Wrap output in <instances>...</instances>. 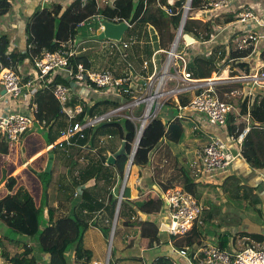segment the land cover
<instances>
[{"label":"trees","instance_id":"1","mask_svg":"<svg viewBox=\"0 0 264 264\" xmlns=\"http://www.w3.org/2000/svg\"><path fill=\"white\" fill-rule=\"evenodd\" d=\"M184 2L185 0H175L174 3L171 4L169 3V0H114L111 5H113L115 8H123L126 6L128 8V14L125 12L123 17H125V19H127L128 23L130 24L128 28L133 29V32L139 33L142 32L148 24H152L158 29L162 28L166 14L158 7V3L171 6L174 11V15L170 16L169 23L166 25V27H169V32L172 36L175 28L179 24ZM201 2L202 0H191V9L200 7ZM11 3L12 0H0V16H3L9 12L11 9ZM103 11L104 10L97 5L96 0H72L63 10H61L59 7H57V9L55 7L53 9L49 7H37L28 17L26 24L27 45L29 44L30 47L26 49L25 52L19 53L18 60H22V55L33 56L41 55L43 51H55L61 46L62 43L67 42L72 37L77 38L78 36H88L95 34L96 29L88 28V32H80L79 28L86 25L87 21H94L97 16L103 14ZM194 15L195 14H192V11L189 12V16ZM229 16L230 17L228 18L227 16H219L217 18L225 17L227 18L225 21L233 20L232 15ZM81 22L82 24H80ZM94 22L96 23L97 21ZM214 23L215 19L213 22H211V20L202 22L200 20L189 18L186 20L183 30L185 33H192L196 35L198 34L197 31L199 29L200 31L204 30L206 31V35L203 38L208 39L214 31ZM171 27L172 30H170ZM162 43L163 42L161 40V44ZM9 44L10 39L8 35L4 33L0 34V64L2 65H13L15 63L14 56L18 55V53L8 51ZM125 50L123 52H125ZM249 52V49L237 50L230 52L229 56L232 58H242L247 56ZM220 58H223V55ZM216 60L218 59L215 56L213 58L211 55H196L188 64V69L192 72L194 78H207L211 76L212 72H218L224 67L223 65L225 62L219 65ZM71 62H83L85 66H90L89 60L85 56L75 55L74 58L70 59V63ZM243 65L244 64L241 62L236 66L237 68L241 69L243 68ZM112 71L115 73V69H112ZM232 71L233 72L231 75H237L235 70ZM56 84L67 85V81L62 75H57L48 82L49 88L46 91L41 92L36 98L39 106L37 119L43 123V126L49 128L54 126L55 130L53 131L50 129L48 131L47 139H44L42 135H38L32 141H29L25 156H28L30 152H33L40 147L52 143L55 138L62 134V132L66 131L67 129H72L76 123L81 125L86 122V108H84L81 113L76 114L71 122L67 123L65 121L60 110V105L52 94V89ZM239 87H241V83L239 82L231 84L220 83L215 86V89L220 99L228 100L225 92L230 94ZM123 96V102L128 101V95L125 94ZM122 97H120L118 103H110V100H106L104 101V104L108 106L110 103L109 105L115 104L118 106L123 103L121 102ZM180 99L182 103L187 101L183 97ZM257 100V97L250 98L249 101L247 97H239L237 100V112L230 113L227 120V128L230 130V132H234L235 135H238L240 132H242L243 128L245 127L243 120L246 116V109L248 106L252 121L257 122H252L250 124L249 130L245 133L242 139L241 155L250 167L264 171V133L263 130L259 128V125L264 122V109L262 108L264 103L262 100ZM100 102L101 101L95 102V106L100 105ZM77 103L83 104L84 102L77 95L71 93L70 90V96L66 102L67 106L73 107ZM93 112L94 111H92V113ZM63 120L66 122V124L62 123ZM136 127L137 123L123 118L111 121H103L93 126H85L81 130V134L83 135L82 137L79 136L78 133L70 136L71 141L73 140V142H75L74 144L77 142L81 144L84 143L89 149L98 150L103 149L105 146H97L96 138L100 135H103L105 131H108V135L111 136V132L114 131L118 135L120 144L123 143L124 145V153L117 156L114 164H107L106 161L108 155H102L98 159H95L87 167L74 170L76 167L74 166L76 164V160H72L68 164L66 173L57 174L55 172L56 169L50 166V163L47 162L49 157L47 159L42 156L38 161L33 162L32 166L37 165L40 170L39 172L33 171L35 176L39 179L41 186L40 201L36 207H33L28 202H20L19 200L14 199L10 194L0 195V218L5 222L10 232L6 235V238L9 240L21 241L19 239H14L12 236L22 235L29 237V239L35 243L33 246H29L28 244L24 243L23 250L9 258L10 264H36L38 258L35 252L38 251L43 253L49 249L54 250L52 257H54L56 264H69V256L67 254L69 250H74V257L77 263L92 264L91 261L94 260V250L87 246L86 239L93 226H96L97 221L92 223L91 218L88 219L87 216L81 213V210H75V208L70 214L55 217L54 207L47 208L46 220L44 218V207L47 204V188L52 181H57L58 190L60 193L58 195V200H61L62 196L66 200H69V198L73 196L75 192H77L80 193V197L76 204H82L84 202L99 203L98 198H95L96 193L94 192L96 191H88L84 185L89 183V186L87 187L92 186V188H94L97 186V181L101 176H111L109 172L110 168L116 171V174L120 180L122 179L124 175V168L128 160V155L132 148L131 143L136 138ZM183 136V127L180 119H172L168 124L164 123L159 117L152 120L144 128L141 134L131 163L130 172L133 168L139 169L140 167H145L146 165L150 164L149 162L151 161V152L156 150L158 153L160 150V159H157L155 165V177L159 181L164 182L166 186L179 184L184 190L191 193L198 200L200 199L201 195L199 192V187H201L202 184H200V182H196V175L190 173L189 169L183 166L181 158L179 157L180 153L174 152L175 145L181 143ZM0 142H2L0 143V152L4 150V147L13 146V144H8L7 142ZM57 145L64 146L66 150L69 148L68 151L71 149V147L75 146L70 145L67 147L66 142H62ZM48 146L50 145L45 146L44 149H46ZM43 150L39 149L35 151L22 165L38 157L43 152ZM111 151L112 153L115 152L113 149ZM66 157L67 156L65 153L61 159L64 160ZM4 176L5 172H3L1 178ZM2 183L4 184L1 187L6 185L5 180L2 181L0 185ZM114 185L117 187L116 184ZM166 186L164 188H166ZM115 187H113V190L110 188L107 193L109 200L114 203L116 202V197H114L113 194ZM219 188L222 194L227 193L232 200L238 203L242 202L244 204V208L248 211L261 214V199L257 193V188L255 186L243 183L241 178L236 174H229L226 176L219 185ZM125 191L126 188L124 189V193ZM124 193L123 196L125 197ZM140 193L141 190H139L138 194ZM207 202L210 204V200ZM134 204L138 209H142L144 206L145 209L148 210L155 209V201L151 198L143 200L142 203L135 202ZM123 205L126 207H123ZM134 212L136 213V209L130 205L129 201L123 199L120 204L118 217H121L124 214V217H127L128 215V218L122 221L121 226H117V222L114 229V234L116 232L117 235L120 236V239L122 238V241L125 239V237L127 240V236L125 234H127L130 227L139 225L137 220L130 221L131 213ZM212 215V211H210L209 216H206L205 214L200 220V222H202L201 224L200 222L196 221L193 226L183 234L169 235L166 242L170 243L174 249L188 247L189 252L204 246L205 240L215 234V231L212 229L214 225L210 220ZM143 223L145 224L150 222L144 221L140 224L142 225ZM152 225L153 226H151L149 229V246H153L161 242L158 236L160 226L156 225L155 223ZM109 227L110 226L105 225L102 229L105 237H107L109 233ZM1 247L2 242L0 239V248ZM123 247L124 245L122 248ZM219 248L223 249L222 247ZM1 256H3V253L0 252V257ZM128 260L129 259L126 258L115 259L111 251L109 264H115V262H127ZM151 264L174 263L171 257L160 255L156 257Z\"/></svg>","mask_w":264,"mask_h":264},{"label":"built area","instance_id":"2","mask_svg":"<svg viewBox=\"0 0 264 264\" xmlns=\"http://www.w3.org/2000/svg\"><path fill=\"white\" fill-rule=\"evenodd\" d=\"M174 1L169 0V3L173 4ZM242 1L246 0H202L199 7L201 9L200 13L189 16L191 0H186L182 6L181 16L185 15L182 29H179L178 24L176 34L168 49L157 48L149 59L143 61V69L146 71L150 69V72L142 81H138L139 77L136 81L133 79L131 65H128V72L125 75L115 76L107 69L93 70L85 66L83 62L70 63V59L76 55L75 49L72 47L74 39L62 43L55 51H43L41 55L33 56L22 55L21 57L24 59L27 58L28 69H22L23 58L19 61L18 53L17 56H14L15 63L13 65L0 64V139L20 143L36 127H43V123L37 119L39 106L36 98L41 92L49 88L48 82L51 79L57 75H62L67 81V85L56 84L52 89V94L58 101L61 113L67 123L71 122L76 114L81 113L86 104L77 103L73 107L67 106L70 86L74 83L83 84L95 91L102 90L116 97L127 94L130 99L103 114H94L90 117L86 115L84 124L79 125L76 123L72 129H67V132L76 131L75 133L82 137L81 130L85 126H93L103 121L114 120L115 117L120 116L122 110L130 109L132 111L136 106L144 103L142 114L137 120V133L132 146L135 147L137 138L142 134L145 126L155 118L163 119L164 116L160 115L162 110L165 108L166 103L172 102L177 110L175 118L184 119L200 116L205 120L206 130L207 127H215L224 131L225 136H209L197 161L205 173L226 170L234 160L235 155L241 153L243 134L250 128V123H247L238 135L228 130V117L230 113L237 112V101L233 102L230 96L241 93L238 89L234 90L229 95L225 94L228 100H223L220 99L215 89L217 82L220 80L241 82V75L231 74L232 70L237 68L236 65L241 63L244 57L232 58L229 53L246 49L250 50L247 56L253 52L256 53L258 55V65H256L255 72L250 74L248 78L253 85H264V13L257 16V13L253 12L255 8L253 6L241 11ZM158 7L166 15H174L171 6L158 3ZM256 11L258 12V9ZM231 14H236V17L227 23L230 35L226 41L222 42L223 45H218L217 48L213 44L214 35L211 34L208 39H204L203 37L206 35L204 30L199 31L197 35L185 33L183 30L185 22L189 18L207 22L213 18ZM250 22L257 25L259 31L247 30L246 24ZM242 26L246 30L245 33L241 34ZM151 33L152 36H155V40H158L157 33L155 31ZM184 34H188L192 37V40L187 41ZM110 43L111 46L121 50L116 41L110 40ZM121 43L123 48L121 51L123 52L128 48L129 42L121 40ZM196 44L201 45L200 49H191V46ZM29 47V44L26 45L22 52H25ZM212 49H214L213 52ZM159 53H166L163 64L160 63V59L157 57ZM196 55H211L217 57L221 61L220 64L225 62L224 65L225 68H228L230 78L220 79V76L216 75L215 72H212L211 76L207 78H194L192 72L188 69V64ZM222 55L223 58H220ZM230 63L235 65L232 67ZM173 81L176 82V85L170 88L168 83ZM193 90H196L197 93L189 96L188 100L182 103L179 96L191 93ZM85 99L88 101V104H86L88 107L95 105L89 98ZM126 118L133 121L136 117L126 115ZM259 128L264 133V122L259 125ZM63 133L66 134V132ZM108 137L111 136L108 135ZM233 151H235V154ZM113 187L115 185L110 188L113 190ZM159 188L158 191L149 188L144 189H147L148 192H154L161 200V214L163 216L159 214L158 216L151 218L148 216L142 219L137 215H132L131 220H137L140 223L146 220L153 223L156 221L158 224L162 221L169 235L185 233L198 220L201 212L200 203L181 186ZM123 193L124 187L118 189L116 194L118 214L121 201L125 199ZM176 252L185 257L187 264H264V247L257 245H248L240 250H230L209 244L200 247L197 251L189 252L188 247H185L176 249ZM173 263L177 264L175 261ZM92 264L99 263L94 261ZM103 264H108V262L105 261Z\"/></svg>","mask_w":264,"mask_h":264},{"label":"crops","instance_id":"3","mask_svg":"<svg viewBox=\"0 0 264 264\" xmlns=\"http://www.w3.org/2000/svg\"><path fill=\"white\" fill-rule=\"evenodd\" d=\"M72 0H12L11 3V9L9 12H7L5 15L0 16V34L5 33L8 35L10 39V44L8 51L9 52H16L20 49L23 48L22 51H24L26 45H27V33H26V24L28 21V17L33 13V11L37 7H49L53 9L55 6L59 7L61 10H63ZM136 1V0H134ZM97 5L102 9V3L108 2V3H113L114 0H96ZM243 6V7H242ZM255 7L253 12L257 13V16H261L262 13H264V0H246L241 2V11H243L245 8L248 7ZM57 7H55L57 9ZM258 9V12L256 11ZM103 14H100L98 17L102 16L104 20H112V21H120V20H127L125 19L124 16V11H114L112 13H105L104 11L102 12ZM232 15V19H235L236 14ZM263 15V14H262ZM230 17L229 15H225ZM227 18H213L211 22L214 21V31L212 35H214L213 39V44L215 45V48L218 47V45H223L222 42L226 41L228 39V36L230 35V31L228 28V22L225 21ZM98 21V18L96 17V20ZM231 22V20H230ZM148 26H151L149 24ZM243 26L241 27V34L245 33V30H250V31H259V27L257 25H253L251 22L246 24V29L242 30ZM148 37H150V33L148 34ZM76 37H72V39L75 40ZM158 40H156L157 42ZM128 42V41H126ZM143 41L140 39L134 42V51H139L142 46ZM110 43V40H109ZM151 41H149V44ZM111 44V43H110ZM140 45V46H137ZM145 45V43H144ZM130 47V43H129ZM128 47V48H129ZM127 48V49H128ZM157 48L161 47H151L150 46V54L149 58L151 57L152 53L154 50ZM144 52H148L146 48L142 49ZM160 54V53H159ZM158 55V54H157ZM149 58H143L141 62V66L144 60H147ZM27 58H23L22 61V69H28V64L26 62ZM89 63L92 65V61L90 59ZM241 62L244 64L243 68H235V71L237 75H241V87L238 88L239 92L241 94H235L234 96L230 97H235L236 101L238 100L239 97H247L248 101L250 98H255L257 97L258 100H262L264 103V85H253L248 78L250 74L255 72L256 70V65H258V55L256 53H251L249 56L244 57ZM115 64L112 66L114 67ZM220 65V63H219ZM223 69L220 71H214L215 74L220 76V79H226L230 78L229 76L230 73L228 72V68H225L226 66L223 65ZM90 67V66H89ZM233 67V66H232ZM115 76H121L125 75L128 72V67L126 69H123L121 67H118L115 65ZM117 69L121 70V73L118 75L117 74ZM143 69V67H142ZM144 70V69H143ZM145 73L139 72V80L142 81L144 77L150 72V69L147 71L144 70ZM131 73L132 75L136 74V71L133 67H131ZM243 73V74H242ZM113 74V73H112ZM114 75V74H113ZM215 75V76H216ZM218 84L220 83H226V84H231L235 82H231L230 80H220L217 82ZM169 84V83H168ZM176 82L173 81L169 85V87L175 86ZM71 93L77 95L84 104H88V101L85 98H89L91 102H100V105L98 106H91L88 107V105L85 104L86 108V115L87 116H92V114H103L107 110L106 108L109 106L111 102L113 103H118L120 100V97H116L114 95L108 94L101 91H95L92 90L88 87H85L83 84H78L74 83L70 86ZM251 93V95H250ZM188 94V93H186ZM183 94V95H186ZM225 94L229 95L228 92H225ZM182 96V95H181ZM181 96H179L181 98ZM98 101H94L98 99ZM189 96L186 95L184 99L188 100ZM110 100V103L107 105L104 104V101ZM124 98H121V102H123ZM257 100V101H258ZM264 109V105L262 106ZM261 108V110H262ZM92 111H94L92 113ZM259 112V111H257ZM177 114V110L172 102H168V105L165 106V108L161 112V116H164L162 121L164 123H169L173 118H175V115ZM181 124L183 127V139L180 144L175 145L174 148H177V150L180 148L181 150L186 151L187 153H190L191 151L194 150L195 147H190V149L186 148L188 145L186 143H183L186 141V138L191 135H198L200 136L199 138L201 139H206V141L203 142L201 147L207 142L209 139L210 135H220V136H225L224 132L222 131L221 128H215V127H207V130L205 129V120L203 117L200 116H193V117H187L184 119H180ZM245 123V126L247 123H256L257 121H252L250 113H249V108L247 106L246 109V116L243 120ZM260 122V121H258ZM190 125V128L188 127ZM195 127V128H194ZM55 130L53 127L49 128L46 126L43 127H36L31 133L27 134L24 139L17 144L22 146V160L20 164L17 166H9L8 162L5 159V155L0 152V183L2 181H6V185L1 187L4 183L0 185V195H5V194H10L14 199L19 200L22 203H29L33 207H36V205L39 204L40 201V193H41V186L40 183L37 186H33L31 184V178L32 176H35V174L32 172L33 168L36 171H40L39 167L37 165L32 166L33 162L38 161L42 156L48 159V163H50V166L53 167V164L56 165V173L57 174H64L66 173L68 169V161L67 162H62L61 157L64 155V151H62V154L59 155V160L60 161H54V154H51V151L56 149L58 146L57 144H60L62 142H66V146L70 145H75L71 149V157L75 156L78 158L81 156L82 152L86 149L85 147L86 144H81L77 142L71 141V135H73L76 131H69L66 132L67 134L63 133V136H58L55 138V140L52 143H49L47 145H50L46 149H44L45 146L40 147L33 152H30L28 156H25V152L27 150V144L29 141H32L35 139L38 135H41L43 131H49V130ZM41 131V133H40ZM247 132V131H246ZM245 132V133H246ZM196 133V134H194ZM243 134V137L245 135ZM60 137V138H59ZM56 139H60L59 141H56ZM0 141H3L0 139ZM3 142H9L4 140ZM189 142H191L189 140ZM10 144H13L11 142ZM109 147H104L105 152L102 153V155H110L112 154V149L116 150L118 149L121 144L113 139L108 143ZM101 146V145H98ZM199 147V146H198ZM7 147H4V149ZM39 149H44L43 152L36 158L28 161L25 163L23 166L22 164L29 159V157L37 150ZM29 150V148H28ZM58 150V149H57ZM90 150V149H89ZM92 151H95L94 149ZM181 153V151H180ZM200 151L197 153V158L196 157H191L190 159L193 158V160H189L187 163V166L189 168L190 173H192L193 168L191 167L192 163L199 157ZM56 162V163H55ZM182 162V161H181ZM60 163L65 164V167L61 166ZM107 163V162H106ZM183 163V162H182ZM185 163H183V166ZM19 166L20 167L19 171L17 173L13 172L15 171ZM198 168L196 169L197 172L195 173L196 182H200L202 184L201 186V195L200 199H198V202L201 205V212L198 218V222H200L201 218L206 214V216H209L210 211H212L213 215L210 218L211 222L213 223L214 227L212 229L215 231L210 238L205 240V245H214L217 247H222L230 250H240L243 249L244 247L248 245H257L260 247H264V171L255 169L250 167L241 153H237L235 155L234 160L231 162L229 167L224 170V171H216V172H211V173H205L202 170V167L197 165ZM140 173L135 176V184H136V189L134 190V194L132 198L131 196L125 197L126 201L130 202V205L136 209V213H132V215H137L138 217L142 218L145 217L147 218L148 216L154 217L158 216L159 213H162V208L158 212L154 210H151L150 212L145 210V206L142 207V209L136 208L135 204L132 202L135 199H142L143 196H141V193H139V190L143 188H149L151 190L158 191L160 188L155 182V178L153 175V168L150 165L145 166L144 168L141 167L139 168ZM5 172V176L1 178V175ZM13 173V174H12ZM229 174H236L239 176L242 180L243 183H246L251 186H255L257 188V193L261 199V214H258L256 212L248 211L247 209L244 208V204L238 203L234 200H232L227 193L222 194L221 190L219 188V185L222 183L224 178L228 176ZM36 178V177H35ZM29 180V181H28ZM117 181V180H116ZM87 184V183H86ZM89 185V183L87 184ZM35 190V191H34ZM96 193V192H94ZM59 190H58V183L57 181H52L48 188H47V204L44 207V218L47 220V214L46 210L48 207H54L55 208V217H60L65 214H70L73 209L75 210H81L82 214L87 213L88 211L84 209L85 205H93L94 202H84V203H77V200L79 198H75L76 192L74 193L73 196L69 198V200H66L63 196L61 200H58V195H59ZM96 195V194H95ZM152 198V197H151ZM208 200H210V204H208ZM97 204V209L98 213L97 215H87V218H91L92 223L96 222L97 217H100V212H101V201L99 200V203ZM107 204V203H106ZM105 204V205H106ZM94 206V205H93ZM96 208V207H95ZM144 209V210H143ZM86 211V212H85ZM158 213V214H157ZM102 215V214H101ZM94 219V220H93ZM105 219V218H104ZM134 221V220H130ZM149 221V220H148ZM101 222V220H99ZM102 221L101 223H103ZM156 225L160 226V231L158 232V236L160 238V243L155 244L153 246H149L148 241L149 237L141 239L140 231L142 229V225H134L130 227L129 231L127 234V240L123 239V241L126 243L124 247L122 248L121 246L118 247V252L116 253V256L114 258H126L129 259L127 262H120L115 264H151L153 260L160 256H169L172 258L173 261H175L177 264H187V261L185 257L181 256L176 252V249H174L170 243L166 242L168 240L169 234L166 232L165 228H162L161 226L163 225L162 221L160 224H158L156 221H154ZM202 222H200L201 224ZM105 225V224H104ZM96 228V227H93ZM96 231V229H95ZM93 231L91 230L89 235L87 236V246H89L92 250L93 249V244L95 241L98 242L99 247H103V243L105 242V238L103 235L98 232V231ZM98 232V233H97ZM10 233L7 225L5 222L0 218V239L2 242V247L0 248V252L3 253V256L0 257V264H10L9 258H11L14 254L20 253L23 250L24 243L28 244L29 246H33L35 243L34 241H31L29 237L22 236V235H13L12 237L14 239H19L21 241H14V240H9L6 238V235ZM130 236V238H129ZM99 237V238H98ZM139 239V240H138ZM142 241V242H141ZM200 248V247H199ZM198 248V249H199ZM198 249H194L193 251H197ZM102 253V248H100ZM54 253L53 249H49L48 251H44L43 253H40L38 251L35 252L37 255V263L36 264H56L54 257H52ZM69 256V264H79L76 262L75 257H74V250H69L67 252ZM111 256V255H110ZM94 260L91 261L93 263L94 261L98 262L99 264L105 263L103 258L97 257L95 254H93ZM108 257V255H107Z\"/></svg>","mask_w":264,"mask_h":264},{"label":"rangeland","instance_id":"4","mask_svg":"<svg viewBox=\"0 0 264 264\" xmlns=\"http://www.w3.org/2000/svg\"><path fill=\"white\" fill-rule=\"evenodd\" d=\"M111 4L112 3H108V2H105V3L103 2L102 3V7H103L102 9L105 11V13H112L114 11H124V12H126V14H128V8L126 6L123 7V8H115ZM43 7H46V6H43ZM55 7H57V6H55ZM191 11H192V14H199L201 9H199V7H198V8H193V9L189 10V12H191ZM97 18H98V21L96 23L94 22L96 20V18L94 19V21L93 20L87 21L86 25H84L81 28H79L80 29L79 31L80 32L81 31L88 32L87 31L88 28L97 29L98 22L104 20V18L102 16H100V17L97 16ZM169 18H170V16H168V15L165 16L164 24H163L162 28H160V29H158L156 26H153L152 24H151V26H148L149 25L148 24L144 28V30L142 32H140V33L139 32H133V29H130V28L126 29L124 34H123V36H122V40L128 41L130 43V47L128 49H126L125 52H122L121 50H118L117 48L111 46V44L109 43V39H89L88 38V39L80 40V41H76V39H75L73 44H72V47L75 49L76 55L85 56V57H87L88 59H90L92 61V65H90V68L93 69V70L94 69L98 70V69L104 68V69L109 70L111 73H113L115 75V73L112 71V69L115 68V65H117L118 67H121L123 69H126L128 64H131V67H133L135 69V71H136V74L133 75L134 76L133 79L136 81V79L139 76V74H138L139 72L145 73L144 70L142 69L141 62H142L143 58H149V53L151 51L150 46L151 47H155V48L156 47L167 48V49L169 48V46H170V44L172 42V39L174 38V36L176 34V31H177V28H178V25H177V27L175 28L174 33L172 35L173 36V38H172V36L170 35V32H169V27H166V25L169 23ZM170 30H172V27L170 28ZM152 31H155L157 33V35H158V41L157 42L155 40V36H152V33H151ZM199 31H200V29L197 31V33ZM149 33L151 34L150 35L151 39L148 37ZM88 36H90V35H88ZM137 39H140L143 42L141 44L142 46L137 44V46L141 47L139 49V51H134V49H133L134 46L133 45H134V42ZM161 40L163 42L162 44H161ZM149 41H151L150 44H149ZM164 42H166V43H164ZM144 43H145V45H144ZM167 45H168V47H167ZM205 46L207 47L208 45H205ZM200 47H201V45L199 46V45L196 44V45L191 46V49L198 50V49H200ZM144 48H146L148 52H144L142 50ZM22 50H23V48L18 50V51H16L15 53H21ZM213 51H214V49H212V52ZM157 57H158V59H160V63L163 64L165 62L166 53H160V54L157 55ZM212 57L214 58V56H212ZM216 61H217V63L221 62V61H219V59L216 60ZM113 64H115L114 67L112 66ZM230 64H231V66H234L233 63H230ZM116 71H117L118 75L121 73V70H119V69H117ZM171 83H173V82H169L168 86ZM196 93H197V91L193 90L191 93H188L186 95L193 96ZM186 95H182V96L180 95V96L185 98ZM136 96H138V94H136ZM98 100H99V98L94 100V101H98ZM128 100H130V99H128ZM232 100L234 102L236 100V98L232 97ZM166 105H168V103H166ZM116 106L117 105H115V104H111V105H109L106 108V110L108 111V110H110V109H112V108H114ZM143 108H144V103H141L139 106H136L132 111H130V109H124V110L121 111L120 116L119 117H115L114 120L126 118V115H133L134 117H136V118H134L133 121L138 123L137 120H138V117L141 116ZM62 123L66 124V122H64V120L62 121ZM52 127L55 128L54 126H52ZM188 127L190 128V125ZM67 131H64V132H67ZM109 131H112V130H109ZM40 133H41V131H40ZM108 133H109L108 131H105L103 135H100L99 137L96 138L97 146L101 145V146L109 147L108 143L111 140H113V139L117 140L120 143V140L118 139L117 133L112 131L111 132V134H112L111 137H108ZM194 134H196V133H194ZM41 135L43 136L44 139H47L48 138V136H47L48 135V131H43V133ZM60 136H63V135H60ZM213 136H216V135H213ZM199 137L200 136H198L197 134L196 135H191V136H188V138H186L185 142H183V143H186L188 145V147H186L188 149H190V147H195L194 150L191 151L190 153H187L186 151L181 150L180 148L178 150H177V148H175V150H174V152H178V153H180V151H181V153L179 154V157L181 158V161L183 163H185L184 167H186L187 169H189L188 166H187V163L189 162V160L190 161L193 160L194 157L197 158L196 155H197L198 151L201 152L202 147H203V146L201 147L200 145H202L203 142L206 141L205 138L201 139ZM59 140L60 139H56V141H59ZM189 140L191 142H189ZM134 142H135V139L131 143L132 146H133ZM0 143H2V142H0ZM7 143L10 144L11 142L9 141ZM5 145H7V144H5ZM72 148L73 147H71V149ZM85 148L86 149L82 152L81 156L76 158V164L74 165L76 167L74 168V170H79V169H82L84 167H87L95 159H98L99 157H101L102 156L101 153L105 152L104 148L103 149H98V150H95V151H92L93 149L89 150L88 146L85 147ZM68 149L66 150L64 146H57L55 150L51 151L50 155L52 156V154H54L53 155L54 156V159H53L54 161H60L58 152L61 155L62 151H64L66 153L67 157L64 160H61V161L64 162V163L68 161V164H69L70 161L75 160V156L71 157V149L69 151H68ZM21 151H22V146L18 145L17 143H13V146H8L7 148H5L2 151V153L5 155V159L8 162L9 166H12V165L13 166H17L18 164H20V162H21V160L23 158L22 154H21ZM160 155H161L160 150H159L158 153H157L156 150H153L151 152V157H150L151 161L149 162L150 164H148V165H150L153 168L152 172H153V175H154V178H155V182H157L156 184L158 185V187H165L166 184L164 182L159 181L155 177V174H156V166L155 165H156L157 159H160L159 158ZM128 157H129V155H128ZM191 157H193V158L190 159ZM60 165L65 167V164L60 163ZM72 165H73V163H72ZM192 165H193V166H191L193 168L192 174L195 175V173L197 172L196 169L198 168L197 159L195 160L194 164H192ZM22 166H19L14 172L17 173L19 171L20 167H22ZM53 168L56 169V165L55 164H53ZM140 169H141V167H140ZM33 171L39 172V171H36L34 168H33L32 172ZM109 172H110L111 176H109V177H107L105 175L101 176L98 179V181H97V186H95L94 188H92V186L91 187H87V186H89V185H87L88 183L84 185V187H86V190L92 191V192L94 190L96 191L95 198L96 199L98 198V200L101 201V208H103V209H101L100 217L98 216L97 219H96V221H97L96 222V226H95L96 228H92V230L95 231V229H96V231L100 232L103 235V237L105 238V242L103 243V247H99L97 241H95L92 244H93L94 254L97 257L101 258V259L103 258L104 262L107 259V255H108L109 259H110L111 251H112L113 255L116 256V253L118 252V247L119 246L122 247L123 245H126V243L124 241H122V238L120 239V236L117 235L116 232L114 234V231H113L111 246H110V250H109V239H110V236H111L110 232H111V229H112V225H114V227H115V225L118 222L117 226H121L122 221H124V220H126L128 218V215H127V217H124V214H123L121 217H117V220L113 221L114 213H115V207H116V205H115L116 202L114 203V202L110 201L109 200V196H108L107 193L110 190V187H112L114 184H116V185H118L117 189H119V190L121 188H123V187H124V189L126 188V191L124 193L125 197L131 196L130 198H132V196L134 194V190L136 189L135 176H137L140 173V170L138 168H133L131 172L129 171V174H128V177L126 179V182H123V177H122L121 180L118 178V176L116 174V171L114 169L110 168ZM74 174H75V172H74ZM35 177L36 176H32V178H31L32 179L31 180V184L33 186L39 185V179L37 177L36 178ZM174 186H180V185L179 184H174V185H167L166 187L170 188V187H174ZM199 188H200L199 192L201 193V187H199ZM146 190L147 189L143 188L142 192H141V196H143L142 197L143 200L152 197L151 199H153L155 201V211L159 213V211L162 208L161 200L158 199L157 195L154 192H148ZM114 192H115V190L113 191V194H114V197H115V193ZM76 197L79 198L80 197V193L76 192L75 198ZM143 200L142 199H135L132 202H134V203L135 202H138V203L141 202L142 203ZM93 205H89L88 204V205L84 206V209H86L88 211L85 214H87L89 216L92 215V214L94 216L97 215V213H98L97 206L98 205L95 204V203H93ZM123 207H126V206L123 205ZM145 210H147L149 212L151 211L150 209L149 210L145 209ZM85 214H83V215H85ZM159 214L161 216H163L161 214V212ZM131 216H132V213H131ZM131 216H130V220H131ZM99 220H101V222L104 221L103 223L105 225L110 226L109 227V233H108L107 237L104 236L103 230H102L105 225L102 224L101 222H99ZM149 222L150 223H145V224L143 223L142 224L143 227H142V229L140 231L141 239L149 237V231H150L149 229L151 228V226H153L152 224H154L151 221H149ZM114 227H113V229H115ZM129 238H130V236H129ZM125 239H126V237H125ZM87 242L89 243V241H87ZM100 248H102V253H98V252H101Z\"/></svg>","mask_w":264,"mask_h":264},{"label":"water","instance_id":"5","mask_svg":"<svg viewBox=\"0 0 264 264\" xmlns=\"http://www.w3.org/2000/svg\"><path fill=\"white\" fill-rule=\"evenodd\" d=\"M184 16H181L180 22H179V29L181 30L183 27V23H184ZM129 27V24L127 21L125 20H120V21H112V20H102L100 22H98V26L96 29L95 34L90 35V36H78L76 38V41H80V40H85V39H109V40H114L118 43L119 48L121 50H123L122 48V36L125 32V30ZM184 37L187 41H191L192 37H190L188 34H184ZM141 135L137 138V144L135 147H132L131 152L129 154L127 163L125 165L124 168V175H123V181L126 182V179L128 177L129 171H130V167H131V163L134 157V154L136 152L139 140H140ZM124 153V145L123 143L121 144V146L112 154H110L107 158V164H114L115 159L117 158V156L121 155ZM233 153L235 154V151H233ZM115 197L116 194L118 193V189H115ZM118 217V208H115V213H114V220H117ZM113 223V222H112ZM113 227L114 225H112V229L110 232V239H109V250H110V246H111V241H112V236H113ZM162 228H165L164 225L161 226ZM106 261L109 264V257H107Z\"/></svg>","mask_w":264,"mask_h":264},{"label":"clouds","instance_id":"6","mask_svg":"<svg viewBox=\"0 0 264 264\" xmlns=\"http://www.w3.org/2000/svg\"><path fill=\"white\" fill-rule=\"evenodd\" d=\"M115 228V227H114ZM113 231H114V229H113Z\"/></svg>","mask_w":264,"mask_h":264},{"label":"bare ground","instance_id":"7","mask_svg":"<svg viewBox=\"0 0 264 264\" xmlns=\"http://www.w3.org/2000/svg\"><path fill=\"white\" fill-rule=\"evenodd\" d=\"M176 85V84H175ZM49 147V146H48Z\"/></svg>","mask_w":264,"mask_h":264}]
</instances>
